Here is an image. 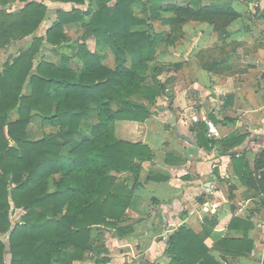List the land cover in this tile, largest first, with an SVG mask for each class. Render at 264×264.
Returning <instances> with one entry per match:
<instances>
[{
  "label": "trees",
  "instance_id": "16d2710c",
  "mask_svg": "<svg viewBox=\"0 0 264 264\" xmlns=\"http://www.w3.org/2000/svg\"><path fill=\"white\" fill-rule=\"evenodd\" d=\"M51 1L68 3L70 8L57 11L43 36L37 32L48 14L45 4L2 0L3 7L16 2L24 6L18 11L0 10V48L26 37L33 40L30 48L20 50L0 70V264H8L7 252L10 264H73L86 259L105 229H116L119 237L133 232L131 226H120L126 221L133 192L117 175L138 176L141 163L152 161L154 152L146 144L117 140L114 123L146 121L152 114L147 103L155 105L164 90V84L149 76L151 60L164 37L140 27L151 29L153 19L173 23L184 16L213 22L239 16L231 2L224 0H190L185 6L176 0ZM94 3L97 9L86 24L85 9ZM136 6L145 12L144 17L134 12ZM74 23L85 25L77 53L81 65L72 67L71 58L62 55L58 62L45 60L49 45L68 41L65 28ZM89 39L96 41L94 51ZM110 52L115 67L105 63ZM28 83L31 93L25 95ZM35 113L57 131L30 140L27 129ZM92 116L96 120L86 124ZM82 125L89 126L93 137L73 147L72 167L66 170L62 152L74 144ZM233 141L230 137L222 143ZM233 159L236 170L243 167L241 180L253 185L246 160ZM261 166L264 154L256 160V169ZM259 182L264 191V180ZM13 210L21 213L20 222L12 221ZM217 226L206 220L200 234L180 226L167 238L170 264H219L205 244ZM252 226L232 218L229 228H243L245 236L223 239L218 247L232 255H249ZM7 234L9 246L3 239ZM107 261L99 253L96 263Z\"/></svg>",
  "mask_w": 264,
  "mask_h": 264
},
{
  "label": "crops",
  "instance_id": "0c3cea01",
  "mask_svg": "<svg viewBox=\"0 0 264 264\" xmlns=\"http://www.w3.org/2000/svg\"><path fill=\"white\" fill-rule=\"evenodd\" d=\"M224 1L231 2L235 11L246 19L239 30L230 34L228 41L232 44L247 41L246 48L251 46L252 55L248 57L245 50V54L240 52L242 49L232 50L208 72L203 84L190 82V96L187 91L177 89L174 100L168 103L172 116L159 111L144 122L118 120L114 123L117 140L146 144L154 152L152 161L141 163L138 176L132 172L117 175L133 192L126 221L120 226H131L133 232L119 237L116 229H105L95 248L86 253V259L73 264H98L99 253L108 258L101 264H170L171 259L165 253V237L180 226L200 234L206 220L218 223L205 241L216 262L264 264V230L257 226L264 218V191L259 182L264 180V166L256 169L257 158L264 154V0ZM246 30L250 33L246 34ZM20 44L13 42L10 50V46L0 50V70L20 50L31 47V44L28 48ZM64 44L49 45L44 59L58 62L62 55L71 58L72 67L81 65L77 60L78 40L72 41L75 51L72 49L69 53L66 47L62 50ZM68 44L69 39L65 46ZM13 48L15 53L11 52ZM30 93L28 83L24 94ZM147 105L158 110L157 103ZM194 115H198V122L192 120ZM11 118L16 120L17 116L12 114ZM207 122L213 123L214 132L208 129ZM45 123L34 114L27 129L30 140H40L57 131V127ZM5 133L7 136V128ZM92 137L89 126L82 125L74 144L62 152L64 169L72 167L69 153L73 147ZM230 137L234 139L233 144L222 143ZM7 139L14 143L8 136ZM233 156L246 160L253 172V185L241 180L239 172L242 173L243 167L239 165L235 169ZM232 218L253 225L248 232V239L253 242L249 255H232L218 247L223 239L245 236L243 228H229Z\"/></svg>",
  "mask_w": 264,
  "mask_h": 264
},
{
  "label": "rangeland",
  "instance_id": "374dc122",
  "mask_svg": "<svg viewBox=\"0 0 264 264\" xmlns=\"http://www.w3.org/2000/svg\"><path fill=\"white\" fill-rule=\"evenodd\" d=\"M36 1L45 4L48 8L47 17L37 32L39 36H43L47 29L50 28L53 21L56 20L57 11L61 8L69 9L70 5L68 3H57L51 0ZM189 1L190 0H176L177 3L184 6L187 5ZM23 6L24 3L16 2L3 7L2 0H0V10L18 11ZM89 9L91 12H89ZM96 9V3L90 8L85 9L87 11L85 13L86 24L91 21L92 14ZM134 9V12L138 16H145V12L140 6H136ZM162 15L169 16L168 13H163ZM177 18L178 19L173 23L166 22L165 19H153L151 21V29H149L148 25L140 27L141 29L151 31L155 34H162L164 37L160 41L155 57L150 63V78H155L164 84L165 90H163L156 100L157 105L155 107L158 110L156 111L154 107L150 106L152 114L154 112L158 114L160 111L165 115L172 116V113H169L168 111V103L174 100L176 90L187 91L190 96V82L193 83L194 81H197L203 84L206 81L208 72L212 71L214 67H217L220 58L224 55L230 54L232 50L237 52V49H242L240 52L243 54H245V50L248 57L252 55L251 46L246 48L248 45L247 41H242L240 44L234 42L232 44V42L228 41L230 34L239 30L240 25L244 24L243 22L246 19L242 18V15L235 18H217L214 19L213 22L195 18L191 19L190 17L184 16ZM65 29L66 35L69 39V46H65L68 42L66 41L62 50L66 47L65 51L69 53L72 49L75 51V48H72V41L75 42L78 40L79 43L82 41L81 38L84 34L85 25L74 23L68 25ZM248 33H250V30H246V34ZM20 40L18 43L20 42L22 47L28 48L31 44L32 38L26 37ZM22 42L29 43L24 44ZM10 45L11 44L7 45L5 48H0V50L8 49V46ZM88 46L90 49L94 50L96 48L95 39H89ZM10 49L11 46L9 50ZM11 52L15 53L16 49L13 48ZM105 63L111 67H115L114 55L111 52L108 54V59ZM168 92H170L171 96L168 95ZM95 120V116H92V118L87 121V124L89 125ZM20 217L21 213L18 210L12 211L11 218L14 223L20 222ZM9 237L10 234L3 236L4 242L8 246ZM6 262L10 264V254L8 252L6 253Z\"/></svg>",
  "mask_w": 264,
  "mask_h": 264
},
{
  "label": "built area",
  "instance_id": "2783aa9c",
  "mask_svg": "<svg viewBox=\"0 0 264 264\" xmlns=\"http://www.w3.org/2000/svg\"><path fill=\"white\" fill-rule=\"evenodd\" d=\"M192 120H193L194 122H198V121H199V117H198V115H194V116H192ZM207 125H208V129H209L211 132H214V131H215V127H214V125H213L212 122H207ZM207 191H208V192L211 191V188H208ZM257 226L264 230V218H262V219L259 220ZM165 239H167V237H165Z\"/></svg>",
  "mask_w": 264,
  "mask_h": 264
},
{
  "label": "water",
  "instance_id": "95a60500",
  "mask_svg": "<svg viewBox=\"0 0 264 264\" xmlns=\"http://www.w3.org/2000/svg\"><path fill=\"white\" fill-rule=\"evenodd\" d=\"M168 95L170 96V92H168Z\"/></svg>",
  "mask_w": 264,
  "mask_h": 264
}]
</instances>
